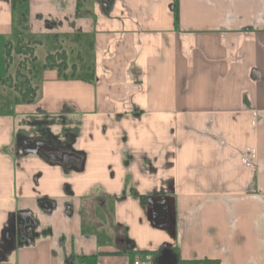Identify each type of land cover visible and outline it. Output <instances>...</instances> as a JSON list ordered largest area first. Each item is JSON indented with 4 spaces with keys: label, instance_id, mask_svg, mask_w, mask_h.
<instances>
[{
    "label": "crops",
    "instance_id": "0c3cea01",
    "mask_svg": "<svg viewBox=\"0 0 264 264\" xmlns=\"http://www.w3.org/2000/svg\"><path fill=\"white\" fill-rule=\"evenodd\" d=\"M28 1L55 35L93 36L94 72L78 82L47 69L32 103L0 115V264L95 254L132 264L144 253L160 264L165 246L184 260L264 264V0H79L80 14L78 0ZM37 109L80 123L82 165L15 147ZM130 188L162 189L169 219L156 223ZM172 219L173 232L157 226Z\"/></svg>",
    "mask_w": 264,
    "mask_h": 264
},
{
    "label": "rangeland",
    "instance_id": "374dc122",
    "mask_svg": "<svg viewBox=\"0 0 264 264\" xmlns=\"http://www.w3.org/2000/svg\"><path fill=\"white\" fill-rule=\"evenodd\" d=\"M4 1L0 0V115L12 112L15 105L21 103L16 89L23 86L25 77L31 79L33 87L47 81L45 75L47 69L43 68L45 57L49 53L60 51L61 46L68 57V65L75 64L77 68L74 73L67 70L68 78L66 80L90 81V75L94 72V54L90 46L93 41L91 34L79 33L78 35L68 34V36L56 34V37L55 33L50 31L53 29V21L45 20L40 14L30 13L32 4L28 0H16L12 15L10 11H7L8 8L10 9V4L7 8V4H2ZM92 1L89 0L87 5ZM58 29L60 30V27ZM35 40L37 41L33 43L32 41ZM19 43L29 44L33 48V54L16 53L15 50ZM7 46L12 49L10 55L6 53ZM32 76L34 77L32 78ZM60 79L63 77L60 76ZM22 125L21 128H23ZM144 161H147L150 169H153L148 159ZM97 213L96 221L104 224L101 229L103 230L100 235L103 238L101 240H107L106 232L110 230L107 226V218L100 214L99 207H97ZM91 222L93 223L85 226V230L96 232L94 221Z\"/></svg>",
    "mask_w": 264,
    "mask_h": 264
},
{
    "label": "flooded vegetation",
    "instance_id": "af4514ba",
    "mask_svg": "<svg viewBox=\"0 0 264 264\" xmlns=\"http://www.w3.org/2000/svg\"><path fill=\"white\" fill-rule=\"evenodd\" d=\"M101 1V0H100ZM103 1V0H102ZM105 3V2H104ZM27 126L23 131H18L15 137L14 145L22 153L34 154L41 160L53 165H59L62 168L73 165H82L69 161L67 165L61 166L57 161H52L49 156L60 157L63 153H71L74 148L75 138L79 133V122H72L66 115H49L46 112L37 109L35 115L27 120ZM76 150V149H75ZM38 152V154H35ZM78 156L83 158L82 152L78 151ZM38 175L35 174L33 181L36 182ZM164 191H153L148 199L151 201V208L148 211L154 221L162 214L169 219L168 198L160 195ZM153 197V198H152ZM160 203V204H158ZM164 213V214H163ZM160 220V218H159ZM159 222H163L160 220Z\"/></svg>",
    "mask_w": 264,
    "mask_h": 264
},
{
    "label": "trees",
    "instance_id": "16d2710c",
    "mask_svg": "<svg viewBox=\"0 0 264 264\" xmlns=\"http://www.w3.org/2000/svg\"><path fill=\"white\" fill-rule=\"evenodd\" d=\"M15 1L16 0H11L10 2V10H11V15L14 11L15 8ZM79 0L76 3V12L77 13H81V9L79 8ZM37 40L32 41L33 43H35ZM31 43V42H30ZM11 48L9 46L6 47V53L7 55H10L11 53ZM16 53H32L33 54V48L27 44V43H19L18 44V48L15 50ZM33 59L35 60V57L33 56ZM70 67L76 68L75 64L71 65ZM43 68L45 69H56L58 71V73H61L60 76H62L63 78H68L67 75L64 74V71L67 68V55L65 53L64 50H60L57 51L55 53H49L46 55L45 57V62L43 64ZM34 76H32L33 78ZM23 86L22 87H17V94L18 97H20V99L26 103H32L34 101V97H35V92L37 87L36 86H31V79L30 78H26L24 79L23 82ZM127 180V177H126ZM130 195L136 199L139 200L141 205H145V201L148 198L147 195H141L139 194L134 188H130ZM95 196L93 195V192L88 194L87 196L81 197V208H85L84 207V203L87 202L88 200L93 199L94 200ZM122 198H124V194L122 193ZM98 199V198H97ZM37 202L40 204V206H45L46 204L49 205L48 209L53 208L54 206H52L54 204V202H52L49 198H47L46 196L42 197V198H38ZM87 212H89L90 210H86ZM91 214V213H90ZM83 215V213H82ZM156 223L158 221H155ZM119 228H123L122 225H115L114 227V231H118ZM160 254L162 255L160 257V264L165 263V261H167L168 259L172 258V260L174 261V264H220L218 260L215 259H195V260H184V259H180L179 254H177L176 252H174L170 246H165L162 247L160 249ZM81 260H84L85 262H87V264H96L97 262V255H89V256H81Z\"/></svg>",
    "mask_w": 264,
    "mask_h": 264
},
{
    "label": "water",
    "instance_id": "95a60500",
    "mask_svg": "<svg viewBox=\"0 0 264 264\" xmlns=\"http://www.w3.org/2000/svg\"><path fill=\"white\" fill-rule=\"evenodd\" d=\"M35 154H38V152H35ZM78 151L75 149L71 150V153H63L61 154L60 157H52V153L49 155L52 159V161H57L61 166L63 165H67L69 163V161L75 162V163H80L83 164V158H81L80 156L77 155ZM54 156V155H53ZM151 208V204H150V199L147 200V209L148 211ZM151 219V218H150ZM158 227L164 226L166 229L168 230H172L173 232V227H174V219L164 223V225H157Z\"/></svg>",
    "mask_w": 264,
    "mask_h": 264
},
{
    "label": "built area",
    "instance_id": "2783aa9c",
    "mask_svg": "<svg viewBox=\"0 0 264 264\" xmlns=\"http://www.w3.org/2000/svg\"><path fill=\"white\" fill-rule=\"evenodd\" d=\"M132 264H152L151 257L149 254H143L139 257H135Z\"/></svg>",
    "mask_w": 264,
    "mask_h": 264
}]
</instances>
